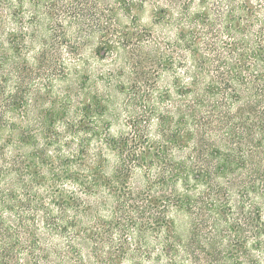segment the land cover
Instances as JSON below:
<instances>
[{
  "label": "trees",
  "instance_id": "trees-1",
  "mask_svg": "<svg viewBox=\"0 0 264 264\" xmlns=\"http://www.w3.org/2000/svg\"><path fill=\"white\" fill-rule=\"evenodd\" d=\"M69 256L264 264V0H0V264Z\"/></svg>",
  "mask_w": 264,
  "mask_h": 264
},
{
  "label": "rangeland",
  "instance_id": "rangeland-1",
  "mask_svg": "<svg viewBox=\"0 0 264 264\" xmlns=\"http://www.w3.org/2000/svg\"><path fill=\"white\" fill-rule=\"evenodd\" d=\"M150 12L147 10L145 11L144 13H142L141 15V22L140 24L142 26H144V28H146L147 30H149V27H150ZM143 28V27H142ZM68 36L69 38H72V30H69L68 31ZM72 41V40H71ZM95 43L92 41L91 43H89V47L81 50L80 52V56L81 57H77L73 54H71V51H65V52H62V57L65 58V59H69L68 64L69 66H67V69H68V78H59L55 83H56V87H55V95L57 96H61L65 91H69L70 92V95H71V98H72V102L75 101V104L79 98V96L77 97L74 96V92L77 90V86H76V77L74 76V72H73V68L75 67L74 65H76L78 63V59H82L81 61L79 62H83V60H86V64L88 66H85L84 68V72H86L87 70H90V73L91 75L94 74V76H98V73H101L105 70H107V68L109 67V65L112 63V62H109L110 59L108 61H100L99 59H97L94 55H93V52H94V45ZM133 54H135L134 57H136L133 61L136 62V67L138 68V71L139 72H145L146 69H147V61L146 60H141L142 59V56L143 54H141L143 51L142 49L141 50H131ZM69 54V55H68ZM131 54V53H130ZM131 59V60H130ZM126 61L130 62V64L133 62L132 61V58H128ZM116 63V62H114ZM127 68V71L123 77V79H127V77H132L131 75H129V71H131L132 69V66H125ZM113 68V67H111ZM86 70V71H85ZM74 74V75H73ZM73 75V76H72ZM34 77V75H32ZM35 82H32L33 85L36 84L37 86H40L41 84H44V78L41 77L40 79H37V77H35ZM64 79V80H62ZM62 80V81H61ZM23 86L26 85L27 82H29V80H26V79H23ZM33 81V80H32ZM165 82V81H164ZM163 85H165L163 82H162ZM35 85V86H36ZM26 88V86H24ZM114 93V92H112ZM43 102L45 104L48 103V100H43ZM30 104H33V103H30ZM30 110H34L31 106ZM36 110V109H35ZM72 110V108H71ZM123 110V109H121ZM261 157V155L257 152V151H253V154L251 155L250 154V159L253 161V168L255 171H257L258 169V165H257V158ZM177 229V232L178 233H184L185 231V222L184 221H181L179 222V224L177 225L176 227ZM61 242V240H58ZM60 242H58L57 244H60ZM53 247V250H55V255L51 256L52 257V260L55 261L57 260V256H59V253H60V249L59 248H56L55 244L53 243L52 246ZM28 259V258H26ZM67 259L65 262H70L72 264V261H71V258L70 256L67 258H64V260ZM52 261V262H53ZM125 264H129L128 262H126Z\"/></svg>",
  "mask_w": 264,
  "mask_h": 264
}]
</instances>
